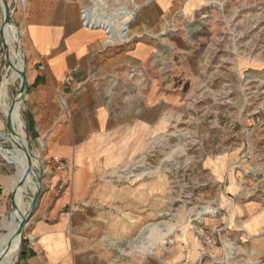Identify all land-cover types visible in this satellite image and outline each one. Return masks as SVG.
<instances>
[{
    "label": "crops",
    "instance_id": "1",
    "mask_svg": "<svg viewBox=\"0 0 264 264\" xmlns=\"http://www.w3.org/2000/svg\"><path fill=\"white\" fill-rule=\"evenodd\" d=\"M108 1L27 0L25 13L19 11L28 40L23 105L28 132L38 149L69 166L58 170L51 164L58 174L26 224L16 264H264V199L237 194L242 183L231 179L225 157L204 163L224 184L212 202L224 214L205 218V225L224 228L221 241L206 247L194 217L177 224L173 215L163 222L170 179L135 170L132 163L174 125L175 94L167 95L158 74L164 37L149 30L158 29L157 15L176 11L182 1L157 0L156 16L140 14L131 41L113 45L81 17L85 3L110 8L121 3ZM200 3L186 0V8ZM184 40L175 34V44L191 48L197 63L200 44ZM132 68L148 73L149 80H133ZM188 80L196 86L195 78ZM4 178L0 174V188ZM65 179L69 184L61 188ZM167 236L174 244L164 249Z\"/></svg>",
    "mask_w": 264,
    "mask_h": 264
},
{
    "label": "rangeland",
    "instance_id": "2",
    "mask_svg": "<svg viewBox=\"0 0 264 264\" xmlns=\"http://www.w3.org/2000/svg\"><path fill=\"white\" fill-rule=\"evenodd\" d=\"M120 1L126 2L130 9L145 4L131 24L130 36L140 14L147 18L156 16L154 7L157 0ZM181 1L176 11L165 16L157 15L158 19L162 18L158 29L149 30L164 37L158 74L167 95L175 94L174 125L163 135L154 137L147 151L132 163L135 170L147 169L168 176L170 198L165 200L162 219L166 223L175 215L177 224L199 214L224 188V184L220 186L211 171L204 167L207 160L225 157L231 179L242 183L237 194L242 190L249 197L264 199V0H202L204 4L201 2L193 9L186 8V0ZM0 5L1 86L12 68L13 57L8 44L6 49L3 46V38L6 43L7 40L3 28V6ZM21 16L18 11L12 15V22L21 34L17 46L28 76V40L26 29L19 21ZM21 29H24L23 33ZM175 34L183 36L185 43L200 44V50L196 51L197 63L191 48L175 44ZM152 61L155 63L157 60L153 57ZM131 75L133 80L150 78L148 73L138 71ZM191 76L196 79V86L188 80ZM20 84L19 79L9 81L5 95L8 102L14 100ZM23 105L20 114L28 147L45 163V168H37L38 175L33 177L43 190L48 188L51 177L58 173L45 156L46 151L33 143L23 116ZM2 110L0 100V133L12 134L8 129V115ZM0 147L10 149L13 145L1 139ZM16 166L8 155L0 154V174L7 179L0 188V222L12 215L13 192L17 202L19 168ZM30 173L34 175L32 170ZM34 194L29 188L25 202ZM3 232L0 228V234ZM22 240L23 235L17 250L5 264H16Z\"/></svg>",
    "mask_w": 264,
    "mask_h": 264
},
{
    "label": "bare ground",
    "instance_id": "3",
    "mask_svg": "<svg viewBox=\"0 0 264 264\" xmlns=\"http://www.w3.org/2000/svg\"><path fill=\"white\" fill-rule=\"evenodd\" d=\"M148 3L149 1H147V4ZM0 4H2V0H0ZM141 8L142 6L135 5L133 9L128 10L126 12V20L128 22H132ZM13 24L14 23H6L3 25L5 37L8 44V50L12 54L13 61L11 70L8 72L7 77L4 79L3 84L0 86V100L3 104L2 111L8 115L7 120L9 119V117L11 118L14 129V131L9 130L10 132H13L12 134L0 133V140L4 139L6 140V142H10L13 145V148L7 149L0 147V154L8 155L19 168L16 178L18 197L17 202L15 200L16 205L13 208L11 217L3 219L0 222V228L4 230V232L0 234V264H5L7 259L11 257L17 250L19 242H21V237L20 235H17L16 231L21 219L24 218L30 211L32 201L31 199L28 202H25V193L28 192L29 188L33 189L35 193L41 190L40 183L37 180H33V177H37L38 175L35 171L37 168H45V163L37 156H35L28 147L24 129L25 124L20 114V109L23 105V97L21 96V93H17L14 102H8L5 96L8 90L9 81L19 79L21 82V71H27L22 53L17 46L20 42L21 34L19 33L18 28L14 26L15 24ZM16 29L18 34L16 32ZM31 170L34 172V175L30 173ZM21 179H23V183L19 186L18 181ZM199 213L202 212L199 211Z\"/></svg>",
    "mask_w": 264,
    "mask_h": 264
},
{
    "label": "built area",
    "instance_id": "4",
    "mask_svg": "<svg viewBox=\"0 0 264 264\" xmlns=\"http://www.w3.org/2000/svg\"><path fill=\"white\" fill-rule=\"evenodd\" d=\"M9 3L12 15L17 13L18 11H20L22 14L25 13L27 0H9ZM140 6L143 7L144 5ZM128 10H130V8L126 3L123 2L115 5L112 8L100 7L97 3L88 2L83 4V6L81 7V17L84 24L89 28L102 29L107 35L106 42L113 45L131 41V24L138 14L132 22H128L126 20V12ZM38 67L39 69L44 70L46 68L45 62L39 61ZM76 69L77 68L74 67L72 71L65 77L66 82H70L72 80V73L76 71ZM133 72H136L134 68H132L131 74ZM60 99L61 103L65 105L64 98L60 96ZM45 156L49 158V163L55 166L58 170L68 169L69 164L63 158L59 156H48L47 153L45 154ZM68 184L69 179H65L60 182V187L65 188L68 186ZM200 212L202 213H196L193 218L195 220L194 228L195 231L203 238L205 246L209 247L214 245L217 241H221L224 228L222 226L211 228L205 225V218L207 216H221L224 214V210L216 204L209 203L206 204V207H203ZM28 240L30 242L34 241L32 236H29ZM173 244L174 239L170 236H167L163 241V248L168 249ZM206 256H208V253L204 251L203 258ZM198 264H202V260Z\"/></svg>",
    "mask_w": 264,
    "mask_h": 264
},
{
    "label": "water",
    "instance_id": "5",
    "mask_svg": "<svg viewBox=\"0 0 264 264\" xmlns=\"http://www.w3.org/2000/svg\"><path fill=\"white\" fill-rule=\"evenodd\" d=\"M2 6H3V12H4V24L13 23L12 22V13H11L9 0H2ZM2 38H3V35H2ZM3 46L6 49L7 43L5 42L4 38H3ZM21 74H22V81H21L20 88H19L18 92H20L21 96L23 97L25 94H27V92L29 90V80H28L27 72L25 70H22ZM13 102H14V100H13ZM8 129L10 131H14L13 124H12V121H11L10 117L8 119ZM22 183H23V179L18 181V185L19 186ZM43 193H44V189L40 190V191H38L37 193L34 194V196L32 198V201H31L30 211L28 212V214L24 218L21 219V221L19 223V226H18V229L16 231L17 235H20V237H22V235L24 233V229L26 227V224H27L28 220L31 218V216L33 215V213L37 209V206L39 204V201H40ZM15 205H16V203H15V195L12 194V208H14Z\"/></svg>",
    "mask_w": 264,
    "mask_h": 264
}]
</instances>
